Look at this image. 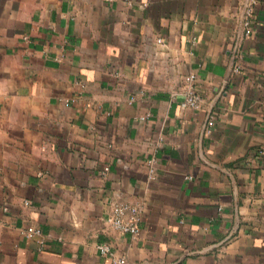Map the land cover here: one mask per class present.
<instances>
[{
    "label": "crops",
    "instance_id": "crops-1",
    "mask_svg": "<svg viewBox=\"0 0 264 264\" xmlns=\"http://www.w3.org/2000/svg\"><path fill=\"white\" fill-rule=\"evenodd\" d=\"M247 1L0 0V264H113L99 244L264 264V0L248 29ZM115 203L137 234L107 223Z\"/></svg>",
    "mask_w": 264,
    "mask_h": 264
},
{
    "label": "built area",
    "instance_id": "built-area-1",
    "mask_svg": "<svg viewBox=\"0 0 264 264\" xmlns=\"http://www.w3.org/2000/svg\"><path fill=\"white\" fill-rule=\"evenodd\" d=\"M256 5V0H248L245 5V18L243 20V27L248 29L251 18L254 13V6ZM196 76L190 74L185 78V94L184 99L181 102L182 108H190L197 110L200 108V97L195 86ZM152 172V170H151ZM141 220V214L137 206L129 203H115L112 204L109 209V214L106 219L107 223L116 231L121 233H131L137 234L138 224ZM34 234L39 235V230H31L27 233V237H31ZM42 243V241H40ZM99 252L102 255L108 256L111 258L113 264H128L124 257L115 256L111 251V248L108 244H99L97 246Z\"/></svg>",
    "mask_w": 264,
    "mask_h": 264
}]
</instances>
